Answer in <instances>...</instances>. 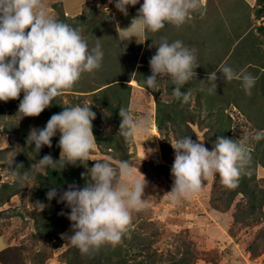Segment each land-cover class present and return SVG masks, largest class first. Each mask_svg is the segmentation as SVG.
<instances>
[{
  "label": "rangeland",
  "instance_id": "1",
  "mask_svg": "<svg viewBox=\"0 0 264 264\" xmlns=\"http://www.w3.org/2000/svg\"><path fill=\"white\" fill-rule=\"evenodd\" d=\"M244 1L249 6L245 12V4L243 10L238 8L242 0H203L202 14L197 16L194 12L192 19L179 29L166 24L165 28L155 33L160 38L158 35L152 37V33L147 32L145 37H139L142 43L125 40L116 45L120 41H115V36L119 33L112 17L114 9L117 11L115 0H43L50 15L80 28L89 47H94L99 42L104 53L99 70L83 74L70 91L56 97L70 107L87 104L96 113L92 123L97 125L101 141L93 130L97 143L91 158L110 160L114 166L121 162L115 156L120 155L118 147L123 136L119 132L120 126L114 122L112 110L97 101L104 95L108 94L114 102V94L119 91L123 98L122 107L131 109L136 117L150 119L149 130L141 132L136 142L126 143V153L135 175L146 183L143 198L147 201L142 211L132 212V223L129 226L131 232L128 236L140 234L146 238L144 244L149 243L151 252L155 255L152 264H264V206L263 212L257 209L250 219L235 221V213L244 205L243 195L238 194L228 207L226 200H222L225 198L226 187L218 174L205 182L201 191L191 199L173 203L169 193L174 183L171 168L175 160V150L170 141L175 142L190 135L194 141L202 142L210 150L217 137L225 133L226 138L243 139L251 152L260 144L252 137L264 130L261 129L264 128V94L261 88L264 68H259L256 75L258 81L251 90V96L245 94L241 81L235 79L228 83L220 79L217 89L211 94L208 91L213 82L207 80V76L220 64L231 66L238 74L242 71L253 74L252 65L250 68L246 66L245 70L243 64L251 56L253 58L254 52L246 44L232 42L248 24L250 26L245 30H254L253 34L256 36L250 38H254L253 42L259 43L257 46L264 51V33L258 29L259 26H264V13L257 16V9L264 6V0ZM142 4L143 0H140L139 4L128 7L132 10L140 8ZM207 30H211V33H207ZM219 30H224V36L219 34L222 35L221 40H218ZM153 40L156 44L162 40L169 43L180 40L185 46L195 50L196 46H200L196 43L204 40V51L200 46L202 49L195 52L200 63L195 69L197 76L181 88L182 92L191 91L188 103H183L174 96L175 85L171 84L168 77L157 82L156 96L147 86H142L145 90L141 88L136 76L139 75L141 80L150 76L145 67L138 69L140 65H144L142 62H149L156 53L157 46L150 47ZM211 45L214 47L212 54L209 52ZM120 46L122 49L118 50ZM220 75L217 73L218 78ZM118 79H128L122 81L127 85L120 87L116 84L120 82ZM22 99L23 92L20 99L0 101V150H5L4 156L0 157V182H8L18 190L16 194L0 200V264H66L74 246L62 238V234H74L72 223L69 224L70 228L61 229L57 235L46 237H38L35 226L38 224L43 230L41 223L49 217V223L56 225L63 224L65 220L70 221L60 213H70L71 209L57 212L52 210V205H45L43 209L42 204L36 202L39 186L37 173L31 174L29 187L14 171V160L21 151L20 146H27L24 136H28L33 127L43 128L46 125L45 111L52 110V105L38 117H23L22 113H18ZM159 107L163 116L168 109H175L173 121L167 122L169 128H165L162 133L157 125L161 116ZM104 117L108 119L105 121ZM120 121L122 122V117ZM254 157L255 155L252 156ZM261 158L259 155L257 160ZM35 160L37 159L31 156L26 162L31 166ZM77 165L82 168L81 174L89 169L87 161L85 165L79 162ZM81 174L82 189L86 181ZM256 174L257 182L254 183L258 184V188L264 189V167L261 163L256 166ZM60 205L59 203L58 206ZM217 206L225 209H216ZM60 218L63 219L62 222H58ZM140 246L142 245H133L127 254L123 253V257L129 260L128 264L151 262L144 254L141 255ZM110 249L114 251H110L109 255L115 263V258L119 256L115 254L113 246Z\"/></svg>",
  "mask_w": 264,
  "mask_h": 264
},
{
  "label": "clouds",
  "instance_id": "2",
  "mask_svg": "<svg viewBox=\"0 0 264 264\" xmlns=\"http://www.w3.org/2000/svg\"><path fill=\"white\" fill-rule=\"evenodd\" d=\"M139 3L140 0H115V7L127 16L128 6ZM202 6L203 0H143L130 27L123 29L117 23L116 28L122 39L136 38L137 43H142L139 37L147 32L157 33L166 24L179 29ZM154 45L157 51L149 61L151 75L144 83L155 90L157 82L168 77L175 85L174 96L188 103L191 91L182 92L181 88L197 76L195 69L200 63L196 50L180 40L171 43L162 40L159 44L153 40L150 47ZM103 56L99 42L90 48L82 30L50 15L43 0H0V101L20 99L23 92L18 109L23 117H38L52 105L53 99L70 91L83 74L99 70ZM217 73L226 83L241 81L245 94L252 95L256 78L248 72L238 74L225 64L208 74L207 80L213 82L208 89L210 94L217 89ZM119 114L122 117L119 132L126 142H136L138 135L151 126L148 117H136L129 108L121 107ZM95 118L96 113L87 104L64 107L62 112L51 116L45 127H33L27 144L34 145L38 153L45 145L52 147V138L60 134V158L44 155L21 178L30 187L32 173L56 169L58 162L63 170L66 164L96 161L82 173L86 181L82 189L73 184L67 190L52 187L47 192L49 201L59 197L58 203L66 202L71 209L70 213L60 214L72 221L74 234H62V238L82 255L105 245H118L132 223V212L142 211L147 203L143 198L146 183L135 175L129 161L114 166L110 160L91 158L97 143L92 123ZM252 139H264V130L255 133ZM170 143L175 150L171 168L174 183L169 192L173 203L191 199L217 174L226 188L234 189L242 171L251 163V151L243 139L219 136L211 151L190 135Z\"/></svg>",
  "mask_w": 264,
  "mask_h": 264
},
{
  "label": "trees",
  "instance_id": "3",
  "mask_svg": "<svg viewBox=\"0 0 264 264\" xmlns=\"http://www.w3.org/2000/svg\"><path fill=\"white\" fill-rule=\"evenodd\" d=\"M244 4L246 5V8L243 10V6ZM249 6L245 3L244 0H242V2H240L238 8L241 10H243L244 12L246 11V9ZM139 9V8H138ZM202 7L195 12L197 16H200L202 13ZM262 13H264V6H261L259 9H257V16H262ZM64 19V17L62 18ZM250 21V20H249ZM239 23V21H237ZM252 24V22H251ZM250 24H248V26L245 27V29L247 27H249ZM242 31V34H238V36L236 38L232 39L233 43H243L246 44V47L250 46L248 49L252 52H254V56L252 58H248L246 60V62H244V68L245 70L247 69L246 66H248L249 68L251 67L250 65H252V69H253V76L256 78V81H258V77L256 76L259 73V68H264V51L261 47H258L257 44L259 43H254L253 39L254 38H250V36L255 37L256 35L253 34L254 30H250L247 29ZM258 29L260 30L261 33H264V26H259ZM224 31V30H223ZM222 30H219L218 32V40H221L222 35L224 36ZM209 32L211 33V30H209ZM207 30V33H209ZM255 33V32H254ZM222 34V35H219ZM158 35L157 37L160 38L159 34H155L152 33L151 36H155ZM187 35V34H186ZM148 36L150 37V35L148 34ZM257 38V37H256ZM205 39V38H204ZM204 41V40H202ZM202 41H199L198 45H200L202 48ZM160 42V41H159ZM158 42V44H159ZM196 46V51L198 52L199 49H202ZM211 48L209 52L214 53V50L211 45ZM245 49V50H248ZM244 50V49H243ZM155 51H157V49H155ZM202 51H204V48L202 49ZM221 62V61H220ZM144 63V65H140L138 70L144 69L143 67H145L148 71V74L151 75V70H150V64L147 61L142 62ZM221 65V64H220ZM255 67V68H253ZM248 68V70H250ZM137 80L139 81V84L141 86H147L144 83V80L140 78L139 75L136 76ZM120 80L119 84L120 87L122 85H127L125 83H123L122 81H127L128 79H118ZM221 80L218 78L216 83L218 85V83ZM257 83H255L256 85ZM115 85V84H112ZM110 85V86H112ZM109 86V87H110ZM158 86V84H157ZM261 88L264 94V81L261 84ZM153 90V89H152ZM171 91V90H170ZM157 88L155 90H153L154 95L156 96L157 94ZM115 101L113 102L112 99L109 97L108 94L104 95V97L100 100L98 99L97 101L103 105H106L110 110H112V113L114 114V122H116V124L118 126H120L121 124V116L119 114L120 112V107H122L121 105L123 104V98H122V94L117 91L115 94ZM180 101L182 100L179 99ZM180 101L176 102V103H180ZM117 102V103H116ZM252 103H254V101H252ZM240 106V104H239ZM64 107H70L66 104H63V102L61 100H58V98L53 99L52 101V110H47L45 111V114L47 116L46 119V124L48 122V120L51 118V116L53 114L62 112L64 110ZM168 108L171 106H167ZM241 107V106H240ZM160 111V115L162 113L161 111V107L158 108ZM174 107H172V109H168V112H164V116L161 115L159 116L158 119V128L161 131H164V129L169 128L168 123L167 122H171L173 121L174 117H173V112H174ZM105 121L108 119L106 117H104ZM252 119V118H251ZM46 126V125H45ZM44 126V127H45ZM264 129V128H261ZM93 130L95 132V136L97 137V139L99 141H101L100 139V133L98 132L97 129V125L93 124ZM97 131V132H96ZM121 135V134H120ZM220 136H224L225 137V133H222ZM27 137L28 136H24V142L26 143V147L25 146H20V153L15 156V160H14V165H15V173L20 177L23 176V173L28 171L30 165L28 166V162H26L28 160L29 157L33 156L35 157V159H40L42 158L44 155H51L55 160H59L60 158V152L61 149L58 146V141L60 138V134L57 133V135L55 137L52 138V147H48L47 145H45L44 147H42L40 153H38L35 149H34V145L31 144H27ZM120 144H119V151H120V155L119 156H115V158L118 161H125L127 160V153H126V141L125 139L122 137L120 139ZM259 146L257 147V149L253 150L251 152V163L247 166V168L242 171L241 176L238 179L237 182V186L234 189H229V188H225V198L222 200H226L227 202V206L229 207V205L232 203V201L235 199V197L238 194L243 195V206L239 205V207L241 206L242 208H240V210L238 212L235 213L234 219L235 221L238 222H243L245 220L250 219V217L252 215H254L258 210H262L263 212V206H264V189H260L258 188V184L254 183L257 182V174H256V166L257 164L261 163L262 166L264 167V139L259 141ZM112 147V146H111ZM113 148V147H112ZM7 149V148H5ZM23 149V150H22ZM213 148L210 147V151ZM251 151V150H250ZM5 154V150H0V157L4 156ZM263 154V155H262ZM257 157V158H252V156ZM259 155L262 156L261 160H257ZM96 161H88V167L90 168V166L94 165ZM20 165V166H19ZM79 165H72V164H66L64 169L62 170L61 164L58 162L57 163V168L56 169H52V168H47L45 169V173H37L38 175V179H39V186H38V192L36 193V202L39 204H44L47 205V207H49L50 205H52V210L59 212L62 209H67L68 207L66 206V202L65 203H60L61 205L58 206V199L54 198L51 201L48 200L47 198V192L50 190V188L52 187H57L59 190H67L69 185H77L79 186V188H81L82 186V178L80 176L81 174V167H78ZM83 172V171H82ZM84 173V172H83ZM82 175V174H81ZM0 180H1V176H0ZM17 187L14 185L9 184L8 182H0V200H4L6 197H10L14 194L17 193ZM216 209L219 210H224L225 208L223 207H215ZM51 217H56V216H51ZM38 220H41L42 218H37ZM49 219L50 217L46 220H44L41 225L43 226V230L40 229V227L38 226V224L35 226L36 229V233L38 235V237H46L47 236H52V235H57L59 230H63L64 228H70L69 224L72 223L68 220L63 221V219H59L58 222H64L63 224L60 225H56L55 223H49ZM43 220V219H42ZM57 222V224H58ZM65 225H67L65 227ZM130 231V227L128 229V232L122 237V241L116 245L115 248V254H118L117 256H119V258H115V263L112 262L113 258L111 255H109V252H113L114 251L111 248V245H105L103 247H101L98 251H93L91 254L88 255H82L80 250L77 247H73L72 248V253H71V257L68 258L67 263L66 264H128V258L127 257H123V253L127 254V252L130 251V248H132L133 245H137V244H141L142 246H140L141 251V255L144 254L145 257L149 258L151 260V262L149 264H152L155 260H154V252H151L149 243H145L146 238H144L143 236H141L140 234H136L132 236H128ZM264 232V228L262 229V233ZM57 233V234H56ZM264 235V233H263ZM126 243V245H128L129 247L126 248V245L124 246V244ZM5 250L2 251V253H4ZM126 251V253L124 252ZM105 253H108V255H105ZM146 253V254H145ZM1 258V257H0ZM3 261V260H2ZM4 262V261H3ZM176 264H183L181 262H177Z\"/></svg>",
  "mask_w": 264,
  "mask_h": 264
},
{
  "label": "crops",
  "instance_id": "4",
  "mask_svg": "<svg viewBox=\"0 0 264 264\" xmlns=\"http://www.w3.org/2000/svg\"><path fill=\"white\" fill-rule=\"evenodd\" d=\"M116 10L117 11H115V9H114V11L112 13V17L114 18V22H115L114 24H115V29L116 30H117V28H116L117 23L119 24L120 28H123V29H126V28L130 27L131 23L133 22V19L137 17V13H138V8L131 10L128 7V15L127 16H125L123 13H121L118 9H116ZM123 29H121L120 31L122 32ZM118 35L119 34H117L115 36L117 38V40L115 39V41H120V43L116 42V45H119V44H121V43H123L125 41V39H122ZM142 37H145V36H141V38ZM132 40L133 41H131V43H136V38H133ZM121 47L122 46H120L118 50H121L122 49ZM141 88L143 90H145L144 87L141 86Z\"/></svg>",
  "mask_w": 264,
  "mask_h": 264
},
{
  "label": "bare ground",
  "instance_id": "5",
  "mask_svg": "<svg viewBox=\"0 0 264 264\" xmlns=\"http://www.w3.org/2000/svg\"><path fill=\"white\" fill-rule=\"evenodd\" d=\"M132 83H135L134 81Z\"/></svg>",
  "mask_w": 264,
  "mask_h": 264
}]
</instances>
